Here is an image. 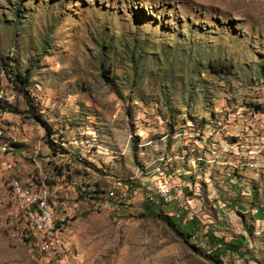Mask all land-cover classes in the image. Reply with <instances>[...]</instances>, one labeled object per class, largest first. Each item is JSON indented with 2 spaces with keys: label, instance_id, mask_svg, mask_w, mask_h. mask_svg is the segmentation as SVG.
Returning a JSON list of instances; mask_svg holds the SVG:
<instances>
[{
  "label": "rangeland",
  "instance_id": "374dc122",
  "mask_svg": "<svg viewBox=\"0 0 264 264\" xmlns=\"http://www.w3.org/2000/svg\"><path fill=\"white\" fill-rule=\"evenodd\" d=\"M3 63L30 71L28 97ZM0 100V264H216L207 231L244 243L221 264H264V222L231 213L222 225L207 207L185 223L186 206L155 208L196 228L185 242L143 215L140 195L141 183L176 184L181 151L220 145L240 196L264 209V0H0ZM28 102L79 159L52 154ZM166 117L186 133L168 134ZM16 184L48 187L64 225L31 234Z\"/></svg>",
  "mask_w": 264,
  "mask_h": 264
},
{
  "label": "crops",
  "instance_id": "0c3cea01",
  "mask_svg": "<svg viewBox=\"0 0 264 264\" xmlns=\"http://www.w3.org/2000/svg\"><path fill=\"white\" fill-rule=\"evenodd\" d=\"M218 140H220V138H218ZM198 141L201 147L204 148L201 144L202 140L199 139ZM220 143H223V140ZM220 148L221 146L219 145V149ZM219 149L217 150L211 147L205 150L203 149L201 151V156H197V153L193 151L192 155L190 153L191 151L188 152L190 155L188 156L186 152L181 151L178 155H183L185 158L180 162V166L175 165V163L173 164L175 169L178 168L180 170V173H174V182L176 184H182L189 189L188 194L190 195H188V201H193L192 203L197 210L199 209L198 211L208 207V210L214 213V220L220 222L222 225L224 217L231 213L249 215L253 223L259 224L260 222H264V209L260 207L258 211V208H251V206L244 201L246 198L239 194L242 193L241 183H239L238 180L240 182L242 181L240 175L237 174L241 171L240 168H237L235 164H231L227 154L225 155L223 150ZM201 158L204 159L200 160ZM235 188L236 190H234ZM176 196L177 195L174 196V201H179ZM192 196L194 199H192ZM227 196L231 197L233 200H229L230 198H228V200L224 199ZM230 202L235 203L231 204L234 205L233 208L230 207L231 209L227 208ZM179 208L183 209V206ZM179 208L178 210H181ZM184 208L188 209V206ZM168 209L167 211L171 212V206H169ZM185 211L188 212V210ZM185 211H183V213ZM260 213H262V218L254 219V217ZM222 225L220 227H222ZM257 234L258 233H256V235Z\"/></svg>",
  "mask_w": 264,
  "mask_h": 264
},
{
  "label": "trees",
  "instance_id": "16d2710c",
  "mask_svg": "<svg viewBox=\"0 0 264 264\" xmlns=\"http://www.w3.org/2000/svg\"><path fill=\"white\" fill-rule=\"evenodd\" d=\"M11 65L9 63H3L2 64V70L3 72L7 75L10 76V79L12 81V83L14 84L16 90L18 92H21L22 94H24L25 97H28L30 94L29 89H27L28 83L30 81V71L26 70V72H22V73H15L13 74L11 72ZM12 77V78H11ZM5 103H3L0 100V110L2 111H6L4 105ZM28 113L33 117V119H35V121L41 125L44 128L45 131V144L48 147V149L52 152V154L54 156H66L69 157L70 160H76V158L79 159V152L75 151L72 158H70V156H68V151L63 148V144H65L64 142L59 141L61 139V133L57 130L53 128V125L48 122L46 119H44V117L42 116V110L40 111H36V109L31 106L28 102ZM166 121V126H167V132H169L168 134H177V133H186L185 132H176L177 130H175L177 128V126H179L180 124H182L183 122H185L184 120H176V121H170L169 117H166L165 119ZM186 129H189V124H186ZM201 132V131H200ZM204 132V130H203ZM203 132L200 133V135L204 136ZM171 140V139H170ZM62 144V145H61ZM13 146L18 147L17 144H12ZM57 172H59V174H61L60 170H57ZM128 189L131 188V186L127 185ZM107 193V192H106ZM118 194V192H117ZM119 195V194H118ZM102 199V196L100 198V200ZM106 201V198H104ZM117 200V199H114ZM119 200V199H118ZM148 204V203H147ZM144 206L142 208L144 213L143 215H147V216H151V217H159L166 225H168L169 227L173 228L179 235H181V237L184 239L185 242H188V239L191 238L192 234L194 232H197L196 228L191 229L188 232H183L181 230L180 225L172 219V217L169 216H164L161 211H163V209L157 208L158 210H161L159 212H157V210H155L154 207L150 206V205H142ZM60 225H64V222H58L57 223V227H59ZM206 240L209 243V250H205V252H203V254L206 256L207 258L213 260L216 264H221V260L220 258L226 253V252H231L234 253L236 255H240L243 256L241 254V252L239 251L241 249V247H243L244 243L242 240H237L235 242H230V243H226L224 240L222 239H217L214 234L212 232L207 231V235L205 236ZM29 241V240H26Z\"/></svg>",
  "mask_w": 264,
  "mask_h": 264
},
{
  "label": "bare ground",
  "instance_id": "6f19581e",
  "mask_svg": "<svg viewBox=\"0 0 264 264\" xmlns=\"http://www.w3.org/2000/svg\"><path fill=\"white\" fill-rule=\"evenodd\" d=\"M263 143H264V141H263ZM261 145H262V143L255 145V149L259 150ZM263 155H264V153H263ZM171 184H172V179H171ZM156 188L158 190H162L163 186H158ZM12 190L14 191V193L16 195H18L19 197H21L22 199L27 201L28 210L26 212L27 213L26 214V223H27L26 228H28L27 230L31 234L41 235V236H49L50 234L56 232V230L58 228L57 227L58 220L56 218V213H55V211L53 209V205L51 203L52 202L51 200H53V199H52V195L49 193L48 187H39L37 189H33V188H30V187L25 186V185L20 186L19 184H16L12 187ZM153 190H154V186H153ZM135 193H138V192H135ZM175 195H177V194H172V201L174 200ZM32 200H33V207H30ZM45 205H49L51 208L50 219L55 223L51 227H44L43 219H44ZM35 211H36V223H35L33 216H32V215H35Z\"/></svg>",
  "mask_w": 264,
  "mask_h": 264
},
{
  "label": "built area",
  "instance_id": "2783aa9c",
  "mask_svg": "<svg viewBox=\"0 0 264 264\" xmlns=\"http://www.w3.org/2000/svg\"><path fill=\"white\" fill-rule=\"evenodd\" d=\"M260 165H261V160H260ZM157 181H163L162 190H153V184L143 185V183H141L142 188L140 189V195H146L147 200H149L151 206L154 208L161 207V205H170L171 212L175 211L180 206H188V216L182 219L185 221V223L191 221L193 219V213H196L197 210L194 207V204L192 203L193 201H188L189 189L182 184H171V178L164 177L163 179H159ZM172 194H179V201H172ZM30 207H33V200L31 201ZM125 210L127 209H124V211ZM50 212H51L50 206L45 205V212L43 219L44 227H51L52 225L55 224L50 219ZM32 216L36 223V211H35V215Z\"/></svg>",
  "mask_w": 264,
  "mask_h": 264
}]
</instances>
